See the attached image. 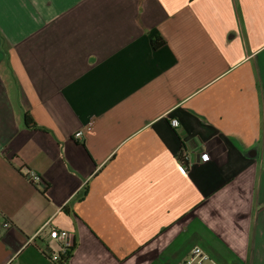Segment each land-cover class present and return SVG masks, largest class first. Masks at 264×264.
Instances as JSON below:
<instances>
[{"label": "crops", "instance_id": "crops-1", "mask_svg": "<svg viewBox=\"0 0 264 264\" xmlns=\"http://www.w3.org/2000/svg\"><path fill=\"white\" fill-rule=\"evenodd\" d=\"M196 248L264 264V0H0V264Z\"/></svg>", "mask_w": 264, "mask_h": 264}, {"label": "built area", "instance_id": "built-area-1", "mask_svg": "<svg viewBox=\"0 0 264 264\" xmlns=\"http://www.w3.org/2000/svg\"><path fill=\"white\" fill-rule=\"evenodd\" d=\"M170 126L172 128L177 127L178 121L176 119H171L170 120ZM74 136L76 138H80L81 133L77 132ZM182 156H183V154H182ZM183 158L186 161V158L184 156H183ZM199 159H200V162L205 163L209 160V156L207 153H201L199 156ZM25 178L32 185H37V184L43 183L42 178L38 174H36L35 172H33L31 170H26ZM49 237L51 239L57 241L62 246L63 252L65 251L66 248H68L70 246L67 242L68 234L64 230H57L56 228H51L50 232H49ZM55 259L56 258H54V260ZM206 262H209L211 264H215L210 260V258L208 257V255L206 253H204L202 250L196 248V249L191 250L188 257L186 259H184L183 261H181L179 264H205Z\"/></svg>", "mask_w": 264, "mask_h": 264}, {"label": "trees", "instance_id": "trees-1", "mask_svg": "<svg viewBox=\"0 0 264 264\" xmlns=\"http://www.w3.org/2000/svg\"><path fill=\"white\" fill-rule=\"evenodd\" d=\"M162 44H163V41L159 37H156L154 39V41L152 42V46L154 48H158ZM23 119H24V125L27 128H34V127H36L35 124H34V122L32 121V119L30 118V116L27 113H23ZM178 160H179V162H180L181 165H186V161L183 158L182 153H180V155L178 156ZM75 247L76 246L73 243L71 247L66 248L63 253L59 254L56 257V259L54 260V262H67L70 259L71 254H72L73 250L75 249Z\"/></svg>", "mask_w": 264, "mask_h": 264}, {"label": "rangeland", "instance_id": "rangeland-1", "mask_svg": "<svg viewBox=\"0 0 264 264\" xmlns=\"http://www.w3.org/2000/svg\"><path fill=\"white\" fill-rule=\"evenodd\" d=\"M205 264H208V263H205Z\"/></svg>", "mask_w": 264, "mask_h": 264}]
</instances>
